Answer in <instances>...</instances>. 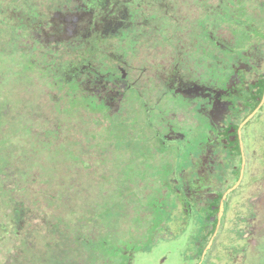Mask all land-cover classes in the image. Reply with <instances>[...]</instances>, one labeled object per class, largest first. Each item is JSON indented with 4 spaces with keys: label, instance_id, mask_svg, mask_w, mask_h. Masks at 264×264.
Masks as SVG:
<instances>
[{
    "label": "rangeland",
    "instance_id": "rangeland-1",
    "mask_svg": "<svg viewBox=\"0 0 264 264\" xmlns=\"http://www.w3.org/2000/svg\"><path fill=\"white\" fill-rule=\"evenodd\" d=\"M77 1L80 17L48 12L45 5L40 12L37 0H0V264H264V102L255 112L254 104L240 124L244 140L233 125L226 131L230 139L236 135L237 154L224 136L218 139L222 150L211 143L217 133L208 135L210 141L201 137L214 148L198 151L202 169L195 175L202 172L203 183L197 188L190 184L195 176L189 168H179L187 165L188 148L177 155L161 135L175 121L203 133L206 118L196 100L174 103L172 94L154 95L146 83L171 93L181 75L206 72L213 78L218 64L230 63L231 53L255 40L258 30L264 32V0H145L133 17L142 24L93 32L105 35L98 40L99 69L85 64L82 86L68 94L63 82L47 81L43 53L32 48L35 32L22 24L35 25L47 12L51 20L79 19L66 23L67 38L80 23L85 28L105 23L100 18L113 4L126 25L133 8V3L123 7L122 0ZM43 26L51 30L45 17ZM94 45L78 50L82 62ZM111 53L128 62L139 58L134 61L143 67L142 80L135 83L143 93L140 108L128 103L131 94L122 99L127 83L137 80L133 68L126 69L128 80H121ZM233 94L236 102L244 96ZM228 111L230 106L225 116ZM256 120L263 132L252 139L249 124ZM215 152L227 166L241 164L246 175L253 171L255 185L237 182L238 174L223 181L225 166L214 164ZM210 182H219L220 189ZM217 191L224 199L207 197ZM220 210L224 216L220 213L214 230ZM201 216L213 218L209 226L199 222Z\"/></svg>",
    "mask_w": 264,
    "mask_h": 264
},
{
    "label": "flooded vegetation",
    "instance_id": "flooded-vegetation-1",
    "mask_svg": "<svg viewBox=\"0 0 264 264\" xmlns=\"http://www.w3.org/2000/svg\"><path fill=\"white\" fill-rule=\"evenodd\" d=\"M38 3L41 5L37 9H40L39 11L42 12V7L47 6L48 12L54 11V12H61V11H67L70 16L77 15L80 17L81 11H83L82 5L78 3L77 0H63V4H56L53 3L52 5L46 4V0H37ZM116 1V0H115ZM121 1V0H117ZM145 0H122L123 3L122 6L125 7L126 5L132 4L133 8H130V11L127 13V22L126 25L123 24L121 20L117 18L115 15V11H112V6L107 5L108 8L111 6L110 11L108 10L105 15L102 16L100 19L105 22H97L96 24H93L89 28H85L84 25L80 23V28L78 31H73L70 33L69 37L65 38V34L62 30L66 28L67 22H78L79 19L70 18L67 19L64 17H59L54 20H51L50 15L48 12L41 16V22L37 23L36 21L34 24L31 22H27L22 24L23 28L28 29L30 28L31 31L35 32L31 38L34 39L32 43V48L34 50H38L42 52V60L40 63L42 64L41 71L44 73H47L49 76L48 79H57L63 83L64 85L68 86L69 89L67 90V93L70 94L72 92L73 88H80L82 86L81 78H84L85 69L88 67L85 64L90 63L92 64L97 70L99 69V59L102 56V53H100V44L98 40H104L105 35L101 36H94L93 32L95 33H105L108 34L111 31H115V28H118L117 31L120 29H123V27L127 28L128 24H142V22L133 20L134 13H137L142 8V3ZM35 4H37L35 2ZM154 5V4H150ZM65 7V9L63 8ZM159 7L164 8L166 11H168L167 7L164 5H159ZM251 8L257 9L254 5ZM37 9L35 13L38 15ZM128 9V8H127ZM144 9V8H143ZM142 9V10H143ZM253 9V10H255ZM264 9V5L263 8ZM53 12V13H54ZM87 12H90L87 10ZM127 12V11H126ZM36 15V16H37ZM35 16V17H36ZM107 16V18H105ZM44 17L45 21H48L49 29L46 30L43 26L44 23ZM49 19V20H46ZM52 24H51V21ZM99 24H103L102 26H99ZM58 27V28H57ZM82 27V28H81ZM56 29V30H55ZM99 29V30H98ZM263 30L257 31V38L255 40L246 41L240 48L238 49V52H234V49L236 48H230V51L234 52L231 53L234 55L232 57L233 59H228L231 61H225L224 64L220 63L218 64L217 74L216 72H210V74H213V78L207 79V73H200L197 72L193 73L191 75V78L188 77L186 74L181 75L180 77V83L174 85L175 89L174 91H171L169 93L168 88H157L152 85L150 82L147 83V89H149L152 94L159 95L162 97L171 95V100H173L174 103H177L178 100H187L191 103H193L194 100H196L197 105L199 106L198 111H201L203 114V117L206 118V123L203 128V133L199 132L197 133L196 130H189L183 129L181 125H177V122H173L174 128L170 129L169 131H165L162 137V141L165 144L167 148L174 149V152H176L177 155H182L184 148H188L186 154L189 157L187 165L182 166L180 165V171L183 172L187 166L189 168V176H195L194 181L190 183L191 185L199 187L198 183L201 178V173L195 175L196 171H199L202 169V166L197 168L198 163L202 162L199 160L200 151H202L203 154H206L207 148H214L212 147L213 144L211 143H218L220 144V147L222 146L221 142L218 140L220 137L224 136L230 140V142L233 143V147L230 146V152H234L236 150V154L239 152V149L236 147L235 142L233 141V138H236V135H233L230 139L229 136H226V131L228 130L229 126L233 125L235 130H239L240 133V124L244 122L246 117L249 116V114L252 112V110H249L255 103V106L258 107V104L261 102V100L264 97V43L260 42V40H264V32ZM92 42H95V45L92 49V52L90 54H86L88 58H83L84 62H82V58L78 53L81 54L84 53L82 51V47L86 45H90ZM219 46V41L216 42ZM217 44H212L214 46H217ZM51 50V51H50ZM81 51V52H78ZM221 51V50H220ZM226 53V52H225ZM109 54V53H106ZM113 59L117 61V72L121 73V77L124 79H121L126 82V79L128 80L129 73L126 71L127 68H133L132 75H134L136 81H134L132 84H128L129 86L125 90V94L123 95L122 99L125 96H130L129 104H133L136 107H141L143 98L141 99V93L137 88L135 83H138L141 81L142 77L140 75V72L143 70V67L139 64V61H134L138 57L135 56V58L131 59L130 62L122 60L120 56L111 53L110 54ZM135 55V54H134ZM140 56V55H139ZM139 59V58H138ZM105 64V62H103ZM136 70V71H135ZM234 71H237L234 72ZM111 72V71H109ZM112 73V72H111ZM111 73L109 75H111ZM216 74V75H215ZM131 75V76H132ZM111 78H114L111 76ZM116 78H114V83H117L115 81ZM130 79V78H129ZM81 80V81H79ZM161 93V94H160ZM233 93H239L244 94L243 98L236 102L234 99ZM113 94H119V90H114ZM112 98V97H111ZM154 99L153 97L151 98ZM257 101V102H256ZM174 104H171L169 108L174 107ZM230 106V111H228L227 115H224V111L227 109V107ZM255 108H253L254 111ZM249 111V112H248ZM248 112V113H247ZM247 114V115H246ZM219 119H218V118ZM174 119H180V118H174ZM242 119L243 121H239ZM253 120V119H252ZM252 122V121H251ZM249 124V126L252 128V136L251 138H257V132H263L261 129V126L257 123V120L254 123ZM117 123H123L122 121L117 120ZM170 122L165 123V126L169 124ZM237 123L238 126H237ZM165 129V128H164ZM233 129V128H232ZM124 132V131H123ZM228 132V131H227ZM218 134V137L211 141V143L204 144V142L208 139L211 140L212 137L208 135H215ZM124 134V133H122ZM167 134V135H166ZM195 135V139H192L191 135ZM160 135V134H159ZM166 135V136H165ZM241 139L244 140L243 134H241ZM264 135V134H263ZM206 137V140H202L201 137ZM159 136H157L158 138ZM201 138V139H199ZM199 139V140H198ZM237 142V141H236ZM202 144L204 146L202 147ZM161 144H159L160 146ZM223 148L221 147V150ZM232 149V150H231ZM218 150V149H217ZM220 150V151H221ZM199 151V152H198ZM173 152V153H174ZM196 152V153H195ZM222 154L214 153V157L217 158L218 161L213 160L214 164L218 163L220 165L224 164V169L226 172H224L223 181H227V178L229 175H236L237 182H240L243 185L250 186L252 188V185H255L256 181H252V177H255V174H252L253 171L250 170V173L244 172V168L241 169V164H233V168L231 166H227L225 159L222 157L219 158L218 156H221ZM171 156V154H170ZM207 157V156H206ZM235 157V155H233ZM235 158V160H237ZM240 159V156H239ZM175 162V159H174ZM210 162V159H206L203 161V164L207 166V170L209 171L210 165H207ZM227 166V167H226ZM194 168V169H193ZM204 168V167H203ZM191 169L193 171L191 172ZM176 178V177H175ZM249 178V179H248ZM179 180L180 178H176ZM241 179V180H240ZM246 179V180H245ZM182 180V179H180ZM203 180V179H202ZM244 181L246 183H244ZM199 183H203L202 181ZM219 183V182H218ZM217 182H210V184H216L214 187L217 189H220L218 187ZM196 184V185H195ZM221 184V183H220ZM232 186V185H231ZM211 187V186H210ZM219 191V190H218ZM214 192L213 194L207 193V197L214 198L216 200H222V196H220V192ZM223 194V193H222ZM212 195V196H211ZM197 199L201 198V195L199 196V193L197 194ZM212 198V199H213ZM193 199V197L191 198ZM210 199V200H212ZM215 201V200H214ZM192 203V202H191ZM222 204V201H221ZM254 204V203H253ZM254 207H256L254 205ZM221 211V212H220ZM218 215L216 216V223L215 228L219 222L218 218L223 215L224 211L220 210ZM250 217V215H249ZM193 217H191L190 221H192ZM199 222L202 223L204 226H209V223L213 220V218H206L201 216L199 219ZM250 221V220H249Z\"/></svg>",
    "mask_w": 264,
    "mask_h": 264
},
{
    "label": "clouds",
    "instance_id": "clouds-1",
    "mask_svg": "<svg viewBox=\"0 0 264 264\" xmlns=\"http://www.w3.org/2000/svg\"><path fill=\"white\" fill-rule=\"evenodd\" d=\"M257 102V101H256ZM262 102H264V97H263V99H262ZM256 104V103H255ZM255 109H254V112L255 111H259L258 109H257V107H254ZM261 110V109H260ZM218 118V117H217ZM219 119V118H218ZM244 125H247L246 123H244ZM196 134V133H195Z\"/></svg>",
    "mask_w": 264,
    "mask_h": 264
},
{
    "label": "trees",
    "instance_id": "trees-1",
    "mask_svg": "<svg viewBox=\"0 0 264 264\" xmlns=\"http://www.w3.org/2000/svg\"><path fill=\"white\" fill-rule=\"evenodd\" d=\"M49 133H51V131L48 130Z\"/></svg>",
    "mask_w": 264,
    "mask_h": 264
}]
</instances>
